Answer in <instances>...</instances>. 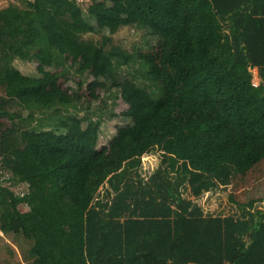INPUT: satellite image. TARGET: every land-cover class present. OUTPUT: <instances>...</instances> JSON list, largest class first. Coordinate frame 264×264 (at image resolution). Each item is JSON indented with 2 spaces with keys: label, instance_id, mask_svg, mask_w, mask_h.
<instances>
[{
  "label": "trees",
  "instance_id": "trees-1",
  "mask_svg": "<svg viewBox=\"0 0 264 264\" xmlns=\"http://www.w3.org/2000/svg\"><path fill=\"white\" fill-rule=\"evenodd\" d=\"M107 1L102 12L77 0L0 9V162L27 185L0 183V232L31 241L28 264H264V209L207 214L198 202L264 159V0ZM122 26L146 30L156 52L113 44ZM13 56L41 72L11 68ZM68 60L128 105L107 145L98 122L60 112L78 97L44 69ZM131 64L143 80L122 73ZM154 149L162 158L144 177Z\"/></svg>",
  "mask_w": 264,
  "mask_h": 264
},
{
  "label": "rangeland",
  "instance_id": "rangeland-1",
  "mask_svg": "<svg viewBox=\"0 0 264 264\" xmlns=\"http://www.w3.org/2000/svg\"><path fill=\"white\" fill-rule=\"evenodd\" d=\"M79 5L86 10L89 5L95 4L100 8V12L105 11L109 5L107 0H77ZM9 4L23 5V0H0V9ZM104 4L106 6H104ZM94 5V10H96ZM97 11V10H96ZM102 33H86L83 38L87 40H101ZM111 41L115 45L121 46L125 51L135 50L156 52V39L148 34L144 29L134 26H122L113 34H110ZM11 68H17L25 75L36 76L41 72V64L35 60H24L20 56H13L9 63ZM66 67L46 66L48 70L55 75L53 87L66 91L78 97V107L76 109L69 107L67 111L60 107V112H76L78 116L88 118L83 126L94 122L99 123V136L97 147L107 145L110 137L115 134L117 127L130 122V118L124 114L127 110V103L122 99L117 87H110L109 82L104 85H94L95 79L92 68H84L80 62L68 60ZM83 69V71H79ZM253 81L258 82L256 68H253ZM123 74H134L139 79L136 65H128L123 68ZM147 81H145L146 83ZM19 111L21 108L13 106L11 111ZM23 111V110H21ZM25 112V111H24ZM43 117L41 113H36L33 125L37 124L39 118ZM7 124L8 121L3 120ZM89 122V123H88ZM159 150H152L141 157L140 172L147 177L159 164L161 160ZM0 183L10 188L15 193H24L27 191V185L17 179L11 172L3 168L0 162ZM104 187L100 189L99 196L103 195ZM253 200V208L264 209V159L259 160L246 174L235 175L231 182L217 187L216 190L203 193L198 202L207 214H239V205H246ZM19 209H27L25 205H20ZM0 264H28L26 253L31 245V241L24 237L14 234L0 232Z\"/></svg>",
  "mask_w": 264,
  "mask_h": 264
},
{
  "label": "water",
  "instance_id": "water-1",
  "mask_svg": "<svg viewBox=\"0 0 264 264\" xmlns=\"http://www.w3.org/2000/svg\"><path fill=\"white\" fill-rule=\"evenodd\" d=\"M250 72L253 73V70H251Z\"/></svg>",
  "mask_w": 264,
  "mask_h": 264
}]
</instances>
